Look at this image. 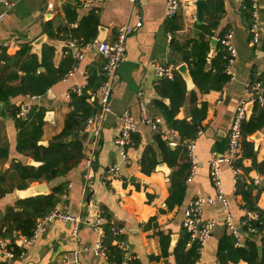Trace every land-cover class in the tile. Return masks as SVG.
Wrapping results in <instances>:
<instances>
[{
  "label": "crops",
  "instance_id": "crops-1",
  "mask_svg": "<svg viewBox=\"0 0 264 264\" xmlns=\"http://www.w3.org/2000/svg\"><path fill=\"white\" fill-rule=\"evenodd\" d=\"M7 1L12 6L0 23V48L6 47L7 56H13L22 44L29 43L31 53L39 57L41 46L47 44L54 48L55 67L66 58L75 61V66L66 77L53 85L44 96H19L9 101V104L18 107L23 105L29 110L31 108L44 110L40 140L42 146H47L63 129L64 120L71 111L68 93L74 88L83 89L89 70H95L98 74L101 72L104 59L95 50L97 45L101 42L112 43L117 30L123 26L133 28L137 21L142 23L138 30L126 38L125 60L113 80L109 100L110 113L99 123H95L91 132L82 131L79 134L83 143L84 159L66 175L50 183L43 182L48 193L57 185L65 186L55 209L70 217H77L80 221L87 217L94 221L97 213L104 212L103 224L109 223L112 228L119 231V234L116 237L118 239L108 241V236L101 227L103 241L106 245L117 246L122 253L121 260L116 255L100 256L95 253L100 234L91 225L80 224L74 238L73 223L54 220L31 245L26 246L16 239L19 252H23L24 256L20 258L16 254L11 264H63L64 256L71 255L75 250L78 252L79 264H185L181 251L182 242L187 237L183 230L184 210L195 198L216 199V190L209 177L208 164L212 159L226 154L231 120L238 104L247 98L246 86L253 82L252 71H255V77L264 76V54L260 49L264 32L260 34L259 43L252 45L249 31L242 26L236 1L223 0L225 13L219 19L212 38L217 40L220 34L228 31L233 33L237 56L229 73L231 79L221 91L196 94V107L204 105L205 116L200 122L196 136L192 140L181 142L178 133L166 126L156 107L157 101L163 102L166 106L170 101L161 97L158 92L161 80L156 79L151 64L154 61L175 66L184 64L181 55L175 53L172 47L187 44L200 36L195 22L196 0H181L180 10L174 17L167 16L165 0H137L134 5L129 0L102 2L56 0L53 13H47L45 0ZM65 7H69V13L75 15L73 22L67 21ZM4 11L5 8L0 4V13ZM89 14L97 17L98 26L93 40L83 43L78 37L77 30L80 21ZM258 15L259 21L263 22L264 0H259ZM172 18H175V24L180 28L170 32L167 25ZM46 28L52 33L58 28H65L66 32L60 33L59 37H50L46 33ZM194 29L199 31L196 37L193 34ZM39 38L44 39L43 43L38 48L33 47V43ZM68 44L72 46L69 47ZM87 44L91 46L87 47ZM214 55L215 52L208 58H213ZM0 69L1 72L8 69L4 61H0ZM193 89L194 87L191 90ZM99 101L98 89L92 94L89 103L99 109ZM7 106L5 103L0 108V148L8 149V159L0 164V173L9 170L13 162L28 165V161L32 160L16 152L18 131ZM192 108L187 93L175 120L190 122ZM124 111H129L136 129L133 135L135 143L132 142L127 150L131 164L128 167L120 165V179H108V168L120 162L119 149L114 146L113 140L120 134L119 117ZM46 113L51 115L45 118ZM156 119L159 120L158 130L164 134L161 138L171 149L175 150L180 145L185 147L189 142L194 144L193 166L189 160L193 168L192 175L185 180L181 204L171 208L167 206L166 201L169 197V178L175 169H170L161 161V152L155 141V136L160 133L151 125ZM95 130L98 132L97 135H94ZM256 134L259 135L257 141L254 140ZM247 141L254 146L256 162L264 161V128L247 137ZM147 149L155 152L158 161L155 169L148 175L142 173L139 164ZM241 164L244 169H250L252 161L243 159ZM84 170H87V173L82 175ZM242 177L247 182L257 178L261 180L262 186L255 190L253 195L256 196V207L264 210V176H260L254 170H249L247 174L241 170L237 178ZM130 178H136L138 181L130 182ZM82 180L84 184L81 183ZM219 181L227 208L218 201L203 206L202 218L214 220L215 226L206 244L200 248L194 264H219L218 243L224 236H230L223 223L225 215L229 214L233 225L240 228L244 212L243 201L235 193L234 176L226 164L219 167ZM37 184L39 183H32L25 190L13 187L0 199V213L7 207L14 206L17 200L24 199L23 193ZM10 187V180L7 179L5 188ZM242 243L241 238L239 245ZM237 264L246 263L240 261Z\"/></svg>",
  "mask_w": 264,
  "mask_h": 264
},
{
  "label": "trees",
  "instance_id": "trees-1",
  "mask_svg": "<svg viewBox=\"0 0 264 264\" xmlns=\"http://www.w3.org/2000/svg\"><path fill=\"white\" fill-rule=\"evenodd\" d=\"M206 3L208 7L203 12L205 18H203V23L197 26L200 31L198 39L172 47V50L180 54L182 62L186 64L194 89L187 92L184 80L176 71L171 80H161L157 88L161 97L168 98L170 103L166 106L163 102L157 101L155 103L156 107L159 109L166 126L178 133L181 142L192 140L196 136L200 122L205 116V106L196 107V94L221 91L231 79L230 74L226 71V61L223 59L224 52L219 43L215 48L214 57L208 58L210 40L214 36L213 31L217 28L219 19L225 13L224 1L206 0ZM242 6L245 17L248 23L251 24V0H242ZM68 8H64L65 17L68 22H73L75 15L69 13ZM97 26L98 21L94 14H89L83 18L77 30L79 39L83 43L93 40ZM167 26L170 32L180 28L179 25L175 24V18L170 19ZM62 32H66V29L58 28L55 33H52L46 28V33L50 37H59ZM223 34H220L219 38ZM5 48H0V61H4L8 67L3 72L0 69V102L8 105L6 108L9 110L18 131L16 152L31 158L40 165L35 167L13 162L9 170L0 173V199L13 187L18 190H25L32 183H50L78 167L84 159V148L79 134L83 131L86 121L99 110L97 106H92L89 100L105 80L102 68L99 74L95 70L88 71L86 85L83 87L81 94L79 96L73 93L69 94L71 111L64 120L63 129L49 141L47 146H42L38 143L42 137L44 110L31 108L26 117L23 118L19 116V107L9 104V101L19 96H44L53 85L66 77L75 66V61L66 58L59 66L55 67L53 65L54 48L47 44L41 46L39 57L31 53L32 48L29 43L22 44L19 51L13 56H7ZM260 49L264 54V39ZM252 72V81H260L264 85V76L255 77V71ZM187 93L189 94V104L193 107L190 112L191 121L175 120L178 109L183 104ZM263 128L264 106L260 107L254 103L251 116L241 125V156L234 163L236 167L244 171V174H247L249 170H254L260 176H264V161L256 162L254 146L247 141V137L261 131ZM155 141L161 152V161L170 169H175L169 178V197L166 201L167 206L171 208L180 205L182 202L185 191L184 183L190 175L191 163L187 150L183 145L173 150L162 140L160 134L155 136ZM132 142L135 143L133 136ZM7 159L8 149L0 148V164ZM243 159H251L250 169L242 167L241 162ZM157 163L156 154L151 149L145 150L139 161L141 171L146 175L155 169ZM7 179L11 183L9 189L5 188ZM235 187L236 195H239L243 201V209L255 212L258 215L257 221L250 222V225L258 233V237L248 234L244 228L243 231L247 236H242V245L236 247L234 246L235 240L231 236H224L218 243L217 261L219 264H237L240 261L246 264H264V210L256 207V196L253 195V192L258 189L252 181L247 182L244 177L242 179L237 178ZM64 190V185H57L51 188L50 193L47 195L17 200L14 206L7 207L4 212L0 213V238L11 242L10 247L15 255L19 252L16 244L17 237H30L36 221L55 210L59 197ZM103 215L104 212H102V217H104ZM101 227L108 236V241L118 239L116 238L118 236L113 235L112 229L114 228L109 223L103 224ZM187 243L188 235L181 246L182 255H184L183 260L185 264H194V261L198 258L199 247L191 245L186 248L188 247ZM103 245L105 256L106 254L116 255L121 260L122 253L117 246L106 245L104 241ZM258 248H261V254L258 253Z\"/></svg>",
  "mask_w": 264,
  "mask_h": 264
},
{
  "label": "built area",
  "instance_id": "built-area-1",
  "mask_svg": "<svg viewBox=\"0 0 264 264\" xmlns=\"http://www.w3.org/2000/svg\"><path fill=\"white\" fill-rule=\"evenodd\" d=\"M106 0H89V2H102ZM56 0H45V8L47 13H53L55 10ZM129 2L134 5L137 0H129ZM166 2V14L168 17H174L178 14L181 6V0H165ZM258 3L259 0H251V24H249V34L250 42L252 45H257L259 43V37L262 32H264V21H259L258 15ZM0 4L3 5L5 11L0 13V23L6 17L7 11L11 8V4L7 0H0ZM141 21H137L133 28L123 26L117 30L115 40L112 43L101 42L97 45V51L100 56L104 59V65L102 67V74L104 76V82L99 88V110L96 115L89 118L86 121L83 132H91L95 123H99L104 116L110 113L109 100L112 92L113 80L116 77V73L120 65L125 60V41L129 34L138 30L141 27ZM218 43L222 46L224 56L223 59L226 61V71L230 73L231 67L234 64L237 53L233 43V33L232 31L226 32L221 38L217 39ZM72 46V44H68ZM91 44H87L90 47ZM79 57V56H78ZM151 67L154 71L156 79L162 80L166 78H172L177 66L173 64H161L159 62H153ZM82 92V88H74L69 93L76 94L79 96ZM247 98L242 100L236 107L227 137V151L226 154L219 158L212 159L209 166V177L216 190V199L212 198H202L198 197L193 199L186 209L184 210V220H183V230L188 235L187 246L197 245L199 250L203 247L211 235V231L215 226L214 220H205L202 218V208L204 205H212L216 201L221 202L225 208H227L226 201L222 195V190L219 181V167L221 164H226L231 169L232 175L234 176V182H236L237 177L241 173V169L234 165L235 161L239 159L241 154V125L247 119V107L250 104H258L260 107L264 106V85L260 81L249 82L246 86ZM19 116L25 118L29 112L28 107L20 105ZM143 120L146 119L143 117ZM120 127L121 131L118 137L113 140L114 146L119 149L120 162L118 164H113L108 168L107 178L108 179H120V165L128 167L131 164V159L128 156L127 150L132 145V136L134 135L135 122L129 111H124L120 117ZM159 120L156 119L151 122L152 128L158 130L157 125ZM162 137L164 134L162 131L158 130ZM98 132L95 130L94 135ZM187 150L188 158L193 166V150L194 144L189 142L185 145ZM89 165V161L86 162ZM193 168L191 167L190 175H192ZM189 180V179H188ZM253 185L260 189L262 186L260 179L252 180ZM54 220H60L63 222L73 223L72 236L75 238L77 235V230L80 224L91 225L98 233L100 238L95 246V253L100 256H105V247L103 245L104 234L101 231V226L104 223V218L102 217V212H99L95 216L94 221H90L87 217L80 221L77 217H70L62 211L53 210L48 215L38 219L36 221L35 227L32 230L30 237L18 236L17 239L20 240L21 244L26 246L31 245L43 232L46 226ZM258 215L255 212H249L244 210L243 219L240 222V228L246 229L248 234L257 236L256 230L250 225L251 221H257ZM223 223L228 230L230 236L235 240L234 246H238L241 241V234L238 232V227L234 226L232 223L231 216L229 214L225 215L223 218ZM113 235L118 236L119 231L112 229ZM260 236V234H259ZM258 237V236H257ZM11 242L7 239L0 238V264H11V262L16 258L13 249L10 247ZM77 250L73 251L71 255H65L63 258V264H79L77 259ZM24 253L19 252L18 257H23Z\"/></svg>",
  "mask_w": 264,
  "mask_h": 264
},
{
  "label": "water",
  "instance_id": "water-1",
  "mask_svg": "<svg viewBox=\"0 0 264 264\" xmlns=\"http://www.w3.org/2000/svg\"><path fill=\"white\" fill-rule=\"evenodd\" d=\"M235 1H236V4L238 5L237 12H238V14L240 16L242 26L246 30H249V23H248L247 18L245 17L244 8L242 6V0H235ZM194 7H195V22H196L197 26H200L203 23V12L208 7V5L206 4L205 0H196L194 2ZM198 32L199 31L197 29L193 30V34H194L195 37L198 35ZM43 41H44L43 38H39L38 40H36L33 43V47L38 48L43 43ZM217 44H218V41L215 38H212L210 40V51H209V54H208L209 57L215 51V48H216ZM95 50H97V48ZM176 72L181 75L182 79L185 82L186 89L188 91H190L194 87V85H193L192 79H191V77L189 75V72H188L186 64H180L179 66H177ZM3 106H4V104L0 102V108H2ZM252 107H253L252 104L248 105V107H247V116L250 114ZM50 115H51L50 113H46V117L45 118H48ZM258 138H259V135L256 134L255 137H254V140L257 141ZM38 144L41 145L40 142ZM37 163L38 162H35L34 160H29L28 161V165L29 166H39L40 163H38V164ZM86 173H87V170H84L82 172V175H85ZM238 179H240V178H238ZM129 181L130 182H136L138 180L136 178H130ZM81 183L84 184V181L82 180ZM47 194H48V190H47L45 184L39 183V184L29 188L28 190H26L23 193V198L25 199V198L38 196V195H47ZM238 232L241 235L246 234L243 231L242 228H239ZM257 251H258L259 254H261L262 250H261V248H258Z\"/></svg>",
  "mask_w": 264,
  "mask_h": 264
}]
</instances>
